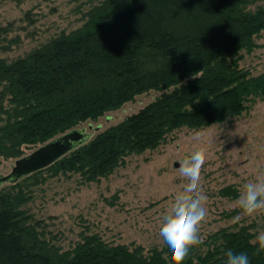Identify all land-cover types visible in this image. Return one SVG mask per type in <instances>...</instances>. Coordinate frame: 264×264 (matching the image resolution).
Returning <instances> with one entry per match:
<instances>
[{
	"label": "trees",
	"instance_id": "16d2710c",
	"mask_svg": "<svg viewBox=\"0 0 264 264\" xmlns=\"http://www.w3.org/2000/svg\"><path fill=\"white\" fill-rule=\"evenodd\" d=\"M97 1L79 27L25 55L11 59L0 49V165L140 94L163 92L50 166L0 187V264H172L165 242L146 250L83 233L63 248L26 207L33 188L74 173L81 183L99 181L175 129L203 127L264 99V71L239 63L264 30V0ZM10 27H0V39ZM221 193L239 196L234 185ZM250 229H218L191 245L181 264H227L228 250L264 264Z\"/></svg>",
	"mask_w": 264,
	"mask_h": 264
},
{
	"label": "rangeland",
	"instance_id": "374dc122",
	"mask_svg": "<svg viewBox=\"0 0 264 264\" xmlns=\"http://www.w3.org/2000/svg\"><path fill=\"white\" fill-rule=\"evenodd\" d=\"M95 1L0 0V27L11 26L6 38L0 39L1 53L16 58L64 31H72L84 22V14ZM254 42L252 51H241L239 63L258 74L264 71V30ZM162 92L140 94L91 123L101 124L98 131H103ZM98 131H93L94 135ZM194 151L203 156L197 192L206 197V215L198 226L200 239L223 227L247 225L256 237L264 232V211L244 216L237 203L245 186L264 176V99L238 115L203 127L175 129L166 142L131 155L99 181L81 183L79 173L51 177L33 188V201L26 207L46 219L47 235L65 249L83 233H99L109 241L142 245L146 250L162 246L161 227L189 183L180 173L181 161ZM176 161L179 167H175ZM14 163L15 159H2L0 173L10 172ZM228 185L236 186L239 196L222 195V188Z\"/></svg>",
	"mask_w": 264,
	"mask_h": 264
},
{
	"label": "clouds",
	"instance_id": "9594fccd",
	"mask_svg": "<svg viewBox=\"0 0 264 264\" xmlns=\"http://www.w3.org/2000/svg\"><path fill=\"white\" fill-rule=\"evenodd\" d=\"M202 163L203 156L200 151L192 152L181 161L180 173L189 183L185 191L177 197L160 230L161 237L170 247L172 264H181L189 247L202 242L198 235V226L206 215L203 206L206 197L197 192ZM237 203L244 216L264 211V176L247 184ZM253 243H258L257 253L264 252V232L259 233ZM226 255L227 264H250L246 253L235 254L228 250Z\"/></svg>",
	"mask_w": 264,
	"mask_h": 264
},
{
	"label": "water",
	"instance_id": "95a60500",
	"mask_svg": "<svg viewBox=\"0 0 264 264\" xmlns=\"http://www.w3.org/2000/svg\"><path fill=\"white\" fill-rule=\"evenodd\" d=\"M101 128V124L90 123L89 126L74 127L41 144L27 154L17 158L8 173H0V187L6 183H15L20 179L46 168L68 154L72 150L87 143L93 131ZM180 163L175 162V167Z\"/></svg>",
	"mask_w": 264,
	"mask_h": 264
}]
</instances>
